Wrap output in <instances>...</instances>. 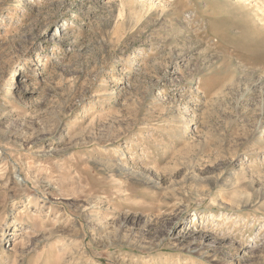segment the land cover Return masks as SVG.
<instances>
[{
	"label": "rangeland",
	"instance_id": "374dc122",
	"mask_svg": "<svg viewBox=\"0 0 264 264\" xmlns=\"http://www.w3.org/2000/svg\"><path fill=\"white\" fill-rule=\"evenodd\" d=\"M241 6L0 0V264H264Z\"/></svg>",
	"mask_w": 264,
	"mask_h": 264
},
{
	"label": "bare ground",
	"instance_id": "6f19581e",
	"mask_svg": "<svg viewBox=\"0 0 264 264\" xmlns=\"http://www.w3.org/2000/svg\"><path fill=\"white\" fill-rule=\"evenodd\" d=\"M244 1L246 2V4H244ZM256 1L257 0H239L240 5H242L240 7L241 10H248L253 14L252 20H250L249 17L246 16V14H243L241 16L239 15L241 19L239 24L242 28V31L239 34L240 38L242 39V41H244L246 45L264 47V2H259V0L258 2ZM254 2H256V4H254ZM230 12L232 11L230 10Z\"/></svg>",
	"mask_w": 264,
	"mask_h": 264
}]
</instances>
